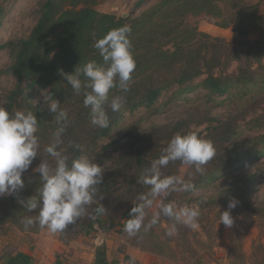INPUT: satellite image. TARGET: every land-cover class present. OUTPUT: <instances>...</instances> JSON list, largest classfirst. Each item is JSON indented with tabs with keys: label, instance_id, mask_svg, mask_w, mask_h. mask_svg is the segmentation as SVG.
Masks as SVG:
<instances>
[{
	"label": "rangeland",
	"instance_id": "obj_1",
	"mask_svg": "<svg viewBox=\"0 0 264 264\" xmlns=\"http://www.w3.org/2000/svg\"><path fill=\"white\" fill-rule=\"evenodd\" d=\"M44 0H0V5L4 9V18L0 23V45H4L12 39H21L30 35L36 23L37 11ZM96 0L94 7L101 13L114 14L117 17H129V21L140 17L143 13L157 7L163 0ZM173 0L171 3L157 9V12L149 19V26H159L164 24L173 32L168 37H161L155 43L163 51L173 52L178 49L177 54L171 57L164 56L154 63V66H147V71L137 77V81L146 86L149 82L163 83L168 85L161 95L158 104L167 102V107L163 110H152L148 107H141L135 111H125L118 126H116L110 137L105 139V143L114 139L125 130L126 126L134 125L138 129L152 127L158 122L172 121L174 116L180 117L183 113L192 111L190 116L196 118L195 121L205 117H239L242 136L248 147H260V137L264 135V90L262 84L248 83L245 88L234 86L223 95L209 93V90L198 86L207 77V73L196 76L185 83H179L175 79L180 75V70L188 59L205 62L204 56L211 59L213 56L221 55L225 61L224 66L216 67V75L228 77L237 74L239 67L251 63L252 68L257 70L256 78L261 82L264 79V58L262 63L254 61L252 57L246 55L245 38L237 33L238 18L236 14L249 4H259V12L264 17V0ZM199 2L203 4L199 5ZM205 3V4H204ZM245 15V14H243ZM242 20V19H241ZM148 26V24H147ZM263 28L251 32V40H264V19ZM162 27V26H160ZM244 29L250 25L245 22ZM165 28V27H164ZM162 34L163 32H159ZM202 33H207L214 37V40H207ZM221 39V40H220ZM224 39V40H222ZM204 40V41H203ZM255 52L263 48L254 47ZM198 53L202 55L199 56ZM220 54L216 55L215 53ZM241 60L239 59L240 54ZM54 52L52 53V55ZM212 60V59H211ZM12 62L11 51L7 47H0V71L7 68ZM160 66L159 68H155ZM158 69L157 71H154ZM147 80H144L146 79ZM17 84L25 89L24 94L27 102L32 101L35 105L47 110L41 96L42 88L37 84L30 85L26 79H19L11 73H0V106L5 107L6 95L10 89ZM195 88H193V87ZM248 87V88H247ZM193 88V89H190ZM50 90V87L45 88ZM78 100L57 99L61 107L68 112L67 126H74L75 138L80 139L85 151L95 155L102 153L103 147H98L92 143L93 129L87 126L82 120L86 118V108L83 103H79L81 96L73 97ZM84 107V108H83ZM190 108V110H189ZM53 114L48 113L47 120L40 129V138L45 146L53 141V133L60 126L54 120ZM209 122L201 125L191 123L189 130L206 132ZM104 142V141H103ZM98 143H100L98 141ZM129 142L124 143L127 145ZM91 145V147H89ZM100 145V144H99ZM125 148V147H124ZM39 163L32 166L26 172V177L32 175L33 169ZM189 165L179 167L178 174L185 177L189 170ZM251 171H257L256 183L254 185L252 199L260 203V208H264V157L257 159L253 165H248ZM215 183V182H214ZM206 188H199V195L187 192L173 193L169 200H174L177 204H187L199 207L200 216L199 227L191 229L183 225H178L177 233L168 237L165 233L169 227V221L162 219L151 230L141 232L130 237L124 231V224L127 219L118 211L119 203H106L101 200L104 206L103 214L94 215V227H83L76 233L71 234V230L66 233L52 234L46 229H36L33 226L25 230L19 217L18 211L10 206L7 196L0 197V227L6 228L1 231L3 245L6 241L14 242L16 238H23L30 233H40L46 231L47 245L44 247V255L39 264H94L91 263V256L96 255L98 245L106 243L110 250L109 258L116 259L118 256H132L139 253L150 264H264V210L261 214L254 215L249 211H241L243 203L238 202L236 208L231 210L234 224L231 228H226L219 224V214L228 209L229 202L226 199L210 202L202 208L199 196L208 197L213 195L216 186L210 183ZM19 198L15 203H19ZM99 200V199H98ZM167 202V201H165ZM159 203V199L157 200ZM24 208V207H23ZM157 211L154 205L148 210L146 223L151 219L152 214ZM92 212V210H91ZM109 217H114L112 220ZM114 223V226H110ZM0 228V229H1ZM37 239H26L28 244L36 242ZM15 243V242H14ZM36 247V245L34 246ZM50 248V249H48ZM52 249V250H51ZM6 252H9L6 250ZM129 258L128 264H140L141 260L135 256ZM95 259V258H94Z\"/></svg>",
	"mask_w": 264,
	"mask_h": 264
},
{
	"label": "trees",
	"instance_id": "obj_2",
	"mask_svg": "<svg viewBox=\"0 0 264 264\" xmlns=\"http://www.w3.org/2000/svg\"><path fill=\"white\" fill-rule=\"evenodd\" d=\"M95 1L44 0L37 11L36 23L30 35L21 39H12L4 45H0V47L9 48L12 56L11 64L0 71V73L4 71L14 74L19 79H26L30 82L31 86L37 84L42 89L50 87L49 91L53 93L56 99L78 100L73 98L76 97V94L64 76L61 75V71L67 74H74L77 66H82L90 60L103 63L98 51L93 47L94 41L102 38L112 29L130 25L132 28L130 39L133 46L132 52L136 61V69L132 74V80L127 93H121L118 89H113L110 93V95L124 96L125 102L122 108L117 112L108 109L110 118V126L108 128H98L91 125L89 109L87 108L85 109L87 112L86 118L82 120L87 124L88 128L90 126L94 131L92 143L97 144L98 147H103L105 150L102 153H97V155H95L96 148L93 154L85 151L89 158L99 164L104 170L103 182L97 185L100 194L104 197L103 200L106 203H119L118 211L121 212L122 216L130 218L129 214L132 207H134L133 202L138 203V195L148 191L147 186L137 183L144 169L148 168L151 162L161 155L163 149L167 147L175 134L196 132L200 137L212 142L215 148V156L204 166L205 172L203 175L195 173L194 168L189 166L190 169L187 171L184 179L190 180L198 189L206 188L211 185L210 183L212 185L219 183L213 195H209L208 197L199 196L198 199L200 200L206 198L201 203L202 208L210 205V202L217 199H226L228 202L235 199L239 204L240 201L243 203L240 207L242 212L249 211L254 215L261 214L259 211L262 208L259 205L262 202L252 199L257 171L249 170L248 165H253L257 159L264 157V135L260 137L262 146L248 147L242 136L240 119L239 117L232 116L233 114L227 117L210 116L195 121L196 118L191 117L192 115L195 116V114H191L192 111H189L188 113L181 114L180 117L174 116L172 121L158 122L146 129H138L139 126L136 127L134 125L126 126L120 135L105 143V139L110 137L114 128L119 125L122 117L125 115V111H135L141 107H148L153 111H161L167 107L166 101L161 104H158V102L164 91L168 90V85L164 84V82H149L146 86H142L137 81V77L147 71V66H154V63L160 58L164 56L171 57L174 53L177 54L178 49L173 52L169 50L163 51L155 43V40L163 36H170L173 30L168 29L164 24L158 23L159 26H149L148 23L158 8L171 3L173 0H163L154 9L143 13L140 17L131 21H129L128 16L117 17L114 14L99 12L94 7ZM142 2L143 0H140L138 4ZM200 4L202 7L203 4L199 2ZM3 11L4 9L0 5V23H2L4 18ZM236 16L238 22L241 21L239 25L237 24V33L246 39L244 42L246 44V55L261 64L264 58V40H251L249 38L251 32L263 28L264 17L259 12V4L246 5L242 9H239ZM246 21L250 27L245 30L243 25H245ZM159 32L163 33L160 34ZM202 35L207 40L215 39L207 33H202ZM254 47H262L263 49L255 52ZM53 52L54 54L52 55ZM197 54L199 56L202 55L198 52ZM215 54L218 55L220 53L216 52ZM241 55L239 57L240 60L242 58ZM211 59H208L206 54L204 56L205 62H201V60L196 61L191 58L188 59L187 65L183 64L182 70L179 72L180 75L175 81L185 83L196 76L207 73V77L198 86L209 90V93L212 94L223 95L231 87H239L242 86L241 84H245L242 87L245 88L251 82L257 85L258 83L262 84V90H264V79L260 82L255 77L257 70L252 68L251 63H247L245 66L240 65L238 73L228 75L229 78H227L222 77V75L218 76L214 72L216 67L225 65L222 56H213ZM159 67L156 66L155 68ZM144 80H147V78ZM24 91L25 89L21 84H17L16 87L10 89L6 95L5 108L10 113H14L16 110H31L37 116L39 125L37 135L40 140V150L29 168L31 169L33 165L40 164L42 159H46L50 163L53 162L52 158L44 152V145L40 138V129L42 130L49 112L42 109L41 104L35 105L32 101L27 102ZM79 96H81L79 103H83V95ZM205 122H209L206 132L204 130H189L191 123L201 125ZM61 139L63 143L60 145V148L63 149L65 155L69 156L70 163L71 159L80 154L73 147V144L83 146L82 141L75 138L74 126H67ZM127 141L129 143L123 145ZM182 165L184 164L180 161L170 162L167 167L162 169V173L166 176H179V167ZM26 172L22 176L25 181L24 188L16 194L7 196L8 203L18 211L19 217L21 215L22 217L28 215L34 216L36 214L27 213L25 208L19 207L15 203L18 198L26 200L36 195L37 189L40 187V174L32 173L30 177H26ZM97 199H99V196H97ZM91 210L90 208L89 211L91 212ZM109 218L114 220V217ZM94 223L95 220L92 218L78 220L75 225H70L63 234L68 230H71L72 234L83 227L93 228ZM112 225L114 226V223L110 224V226ZM36 229L41 228L36 225ZM30 261V255L18 252L15 255L9 256L7 261L0 264H29ZM94 264H113L108 259L105 243L97 246Z\"/></svg>",
	"mask_w": 264,
	"mask_h": 264
},
{
	"label": "clouds",
	"instance_id": "obj_3",
	"mask_svg": "<svg viewBox=\"0 0 264 264\" xmlns=\"http://www.w3.org/2000/svg\"><path fill=\"white\" fill-rule=\"evenodd\" d=\"M131 32V26L124 25L110 30L94 41L93 47L98 51L103 63L90 60L82 66H77L74 74L61 71L74 93L83 95V105L89 109L90 123L95 127L108 128V109L117 112L125 102L123 95L110 93L113 89H118L121 93L129 91L132 74L136 69ZM41 96L48 112L53 114V120L60 126L53 133V141L44 148V152L53 162L42 159L39 166L33 169L34 173L40 174V187L36 195L19 200L27 213L36 214L23 217L21 223L25 230L38 225L41 229L57 234L63 233L78 220L105 212L100 203L104 197L97 187L103 182L104 170L89 158L80 144H73L80 154L69 163V156L60 148L63 143L61 137L68 124V112L61 107L52 92L42 89ZM38 127L37 116L31 110H16L10 113L0 106V197L11 196L24 188L25 181L22 176L40 150ZM214 156L215 148L212 142L200 137L196 132L175 134L161 155L144 169L137 181L147 186L148 191L138 195V203L133 202L130 218L124 224L126 234L135 237L141 230H151L162 219L169 221L165 233L168 237L177 233L178 225L198 228L199 207L177 204L174 200H169V197L177 192L199 195L200 190L190 180L181 176L164 175L162 169L170 162L180 161L184 165L192 166L195 173L203 175L204 166ZM204 199L206 198H202L200 203H203ZM237 204L235 199L229 202V210L219 214V224L222 223L226 228L233 226L231 210L236 208ZM154 205L157 211L146 223L148 210ZM90 208L92 212L89 211Z\"/></svg>",
	"mask_w": 264,
	"mask_h": 264
},
{
	"label": "crops",
	"instance_id": "obj_4",
	"mask_svg": "<svg viewBox=\"0 0 264 264\" xmlns=\"http://www.w3.org/2000/svg\"><path fill=\"white\" fill-rule=\"evenodd\" d=\"M261 0H256L254 2H259ZM262 8H264V2L261 4ZM1 228V227H0ZM1 231H6V228H1L0 229V263H3L5 261H7V259L9 258V256L11 255H15L18 252H24L28 255L31 256V261L29 264H39V261L41 259V257L44 255V250H47L44 245H47V241H46V231H42L40 233H30V235H25L23 238H16L15 239V243L12 241H6L3 245V236L1 235ZM37 239L36 242H32L30 244H28L26 242V239ZM106 244V243H105ZM36 245V247H34ZM107 246V255H108V259L113 263V264H128L129 262V258H134L133 256L139 258L141 260L140 264H150L148 263V261H146L145 258L139 257V253H133V255L130 257L128 255H124V257H120L118 256L116 259L111 260L109 258V253L110 250H108V245ZM50 249V248H48ZM6 250H8L9 252H6ZM52 250V249H51ZM95 254L93 256H91V263L94 260L95 261ZM94 263V262H93ZM41 264V263H40Z\"/></svg>",
	"mask_w": 264,
	"mask_h": 264
}]
</instances>
